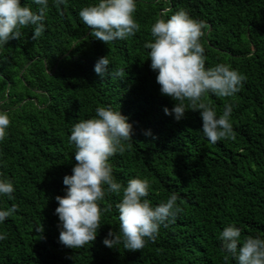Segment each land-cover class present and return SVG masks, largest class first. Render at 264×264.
Returning <instances> with one entry per match:
<instances>
[{"label": "trees", "instance_id": "16d2710c", "mask_svg": "<svg viewBox=\"0 0 264 264\" xmlns=\"http://www.w3.org/2000/svg\"><path fill=\"white\" fill-rule=\"evenodd\" d=\"M94 2L57 6L49 0L39 38L32 40L27 27L22 38L0 47V111L10 116L0 141V177L15 189L12 199L0 197V208L17 205L0 223L6 234L0 264H235L221 250L225 226L241 229V243L264 237V0H136L139 30L107 44L91 37L78 16ZM21 3L38 8L32 0ZM180 9L204 21L205 67L224 63L246 76L233 97H204L217 116L225 104L233 106V135L216 143L200 131V110H186L180 121L165 115L163 108L175 101L159 92L143 46L152 40L155 20ZM105 55L118 76L100 79L93 71ZM105 105L119 109L133 127L131 146L109 158L113 176L122 186L130 178L148 179L153 207L177 193L174 220L140 250L102 243L110 229L119 234L116 193L99 202L107 210L94 241L75 249L58 241L55 197L64 195L63 177L76 163L67 139L71 126Z\"/></svg>", "mask_w": 264, "mask_h": 264}, {"label": "clouds", "instance_id": "9594fccd", "mask_svg": "<svg viewBox=\"0 0 264 264\" xmlns=\"http://www.w3.org/2000/svg\"><path fill=\"white\" fill-rule=\"evenodd\" d=\"M59 6L66 0H52ZM38 8L33 10L21 0H0V47L23 36V28L31 27V39L36 40L45 31V11L49 0H32ZM136 0H95L82 7L78 16L88 27L89 35L105 44L133 37L139 30L134 19ZM204 21L192 18L180 9L167 19L157 18L150 27L151 41H145L149 49L147 57L153 70L159 92L175 101L173 107H164L165 115L176 121L185 117L186 110H200L202 120L200 131L210 142L216 143L233 135L230 115L233 106L225 104L222 114L217 116L213 106L205 103L204 97L211 93L217 97H233L240 91L246 76L224 63L205 67L206 57L201 37ZM107 57H99L93 71L103 79L105 75L118 76L119 71L109 70ZM187 102V103H186ZM10 116L0 111V141L5 140ZM132 124L119 109L109 105L95 108L94 116L79 119L72 124L69 144L74 146V160L71 175H64V195H57L54 214L58 217L60 244L75 249L94 241L101 226L100 219L107 210L99 206L106 194H121L116 204L119 220V234L111 229L102 243L113 248L123 244L124 249L140 250L147 240L155 238L159 227L174 220L179 208L177 193L168 195L166 202L150 205L147 199L150 189L148 179L130 178L122 186L112 174L109 158L125 151L132 141ZM151 135L150 130L144 133ZM155 138V137H153ZM15 191L13 182L0 177V197L12 199ZM17 205L0 208V223L13 215ZM42 231V228L37 230ZM241 229L234 224L225 226L219 233L221 250L225 260L229 257L235 264H264V237H246L240 242ZM6 234L0 233V240Z\"/></svg>", "mask_w": 264, "mask_h": 264}]
</instances>
